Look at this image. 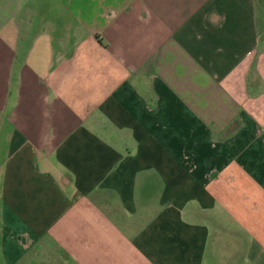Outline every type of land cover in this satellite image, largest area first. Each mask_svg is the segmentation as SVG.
Segmentation results:
<instances>
[{"label": "crops", "instance_id": "0c3cea01", "mask_svg": "<svg viewBox=\"0 0 264 264\" xmlns=\"http://www.w3.org/2000/svg\"><path fill=\"white\" fill-rule=\"evenodd\" d=\"M0 29V264H264V0H21Z\"/></svg>", "mask_w": 264, "mask_h": 264}, {"label": "rangeland", "instance_id": "374dc122", "mask_svg": "<svg viewBox=\"0 0 264 264\" xmlns=\"http://www.w3.org/2000/svg\"><path fill=\"white\" fill-rule=\"evenodd\" d=\"M20 2L21 0H0V29L5 23L15 27Z\"/></svg>", "mask_w": 264, "mask_h": 264}]
</instances>
